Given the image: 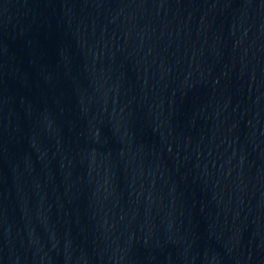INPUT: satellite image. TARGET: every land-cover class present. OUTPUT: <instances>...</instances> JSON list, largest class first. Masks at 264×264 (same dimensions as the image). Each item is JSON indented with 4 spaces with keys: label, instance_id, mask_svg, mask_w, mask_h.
Instances as JSON below:
<instances>
[{
    "label": "water",
    "instance_id": "1",
    "mask_svg": "<svg viewBox=\"0 0 264 264\" xmlns=\"http://www.w3.org/2000/svg\"><path fill=\"white\" fill-rule=\"evenodd\" d=\"M0 264H264V0H0Z\"/></svg>",
    "mask_w": 264,
    "mask_h": 264
}]
</instances>
